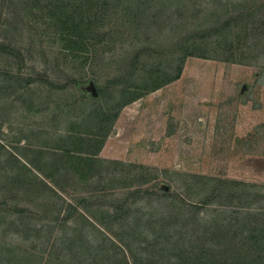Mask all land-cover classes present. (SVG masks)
Instances as JSON below:
<instances>
[{"label":"rangeland","instance_id":"obj_1","mask_svg":"<svg viewBox=\"0 0 264 264\" xmlns=\"http://www.w3.org/2000/svg\"><path fill=\"white\" fill-rule=\"evenodd\" d=\"M74 1L80 2L86 22L78 30L84 45L77 49H67L52 33L56 28L45 20L46 0L29 18L20 17L18 6L4 5L12 18L8 29L0 28L6 43L0 52V246L39 250L41 259L54 262L62 257L56 233L49 232L52 214H41L42 194L11 203L12 211L27 202L40 212L36 226H47L39 238L33 225L25 229L28 233L19 232L11 227L17 223L13 216L6 217L2 199L7 207L12 201L8 179L24 173L12 167L17 154L57 176L65 190L59 192L69 203L89 196L80 206L98 210L99 222L108 226L106 234L87 229L83 248L94 255L89 264H99L104 251L117 252L104 244V235L127 240L140 255L136 237L150 243L154 234L162 238L170 232L168 244H156L166 256L164 264L181 251L178 245L208 238L231 248L219 255L227 264H264V0L241 6L246 24L232 21L239 36L222 40L218 51L215 38L220 40L224 17L217 21L201 14L218 6V13L224 12L222 3L233 0H167L162 13L163 0H135L129 13L123 6L128 2L113 8L120 0ZM189 35L196 55L187 56L173 78ZM154 74L156 81L173 79L149 90ZM91 86H98L100 94ZM67 131L85 137L81 147L89 151L98 144L89 134L97 133L102 140L97 155L112 161H100L85 181L69 169L65 181L61 171L47 169L44 162L73 146ZM222 215L226 228L218 226ZM212 216L207 229L205 220ZM76 218L69 221L81 230L83 220ZM67 232L72 238L79 231ZM249 233L260 240L258 246ZM95 240L97 245L90 244ZM0 264L18 261L0 254Z\"/></svg>","mask_w":264,"mask_h":264},{"label":"trees","instance_id":"obj_2","mask_svg":"<svg viewBox=\"0 0 264 264\" xmlns=\"http://www.w3.org/2000/svg\"><path fill=\"white\" fill-rule=\"evenodd\" d=\"M41 1L42 0H0V18L2 19V22L0 24V28H7V22L12 18V16L9 14V10H4V5L7 6H18L19 8V14L20 17L22 18H29L33 15H36L41 9ZM45 1V0H43ZM135 0H120V2H117L115 5H112L113 8L118 7L117 4L119 3H127V5H123L126 7V12L129 13L132 10V3ZM108 2H112V0H107L106 4H109ZM152 2V1H151ZM162 2L161 7V13L164 12V10L167 9L169 6L167 0L160 1ZM223 8L224 12L228 13L227 16L225 17V13L221 12L218 13L219 9H221L219 6L215 7L213 9H206L202 11V17L208 18L209 16L211 17H216V20L219 21L221 17H224L222 20L224 23L220 25L222 28V31L220 32V40L218 37L215 38V41L217 42V48H214V51H218L220 49V43L221 41H225V39H232V38H237L238 35V30H233L231 25L232 21H243V26L246 24V18L245 16V11L241 10V6H244V9L248 8V0H233L230 2H224ZM229 4V6H228ZM240 6V9L236 11V8H231V6ZM77 5V6H76ZM79 4H76L74 0H46V3H43V7L47 9L45 20L47 23L51 24L53 27L56 28L54 32H52L54 35H57L59 39L65 44L67 49H77L80 47V44L83 41V36L81 34H78L82 26L84 25L85 19L82 17L79 13L80 10L78 8ZM107 6V5H106ZM104 6V7H106ZM9 8V7H8ZM193 10V8H191ZM196 10V8H195ZM197 11H201L199 7H197ZM242 11V12H241ZM191 13H194L191 12ZM11 17V18H10ZM199 16L200 20H203V18ZM247 17V16H246ZM207 22V21H206ZM232 34V35H230ZM191 35H189L185 41H184V48L182 50V59H181V65L179 67V70L176 74V78L180 74V70L182 68V65L184 63V60L186 59L187 56L189 55H196L193 51L194 49V40H192ZM210 44L211 42H208ZM6 43L4 40H0V52H2L1 47L5 46ZM228 49V48H227ZM226 49V50H227ZM199 56V55H198ZM206 57H212L216 58V56H206ZM156 77H159L158 74H154L150 80L151 84L148 88L149 90H154L157 89L168 82L171 81L173 78L169 79H164L160 81H156ZM96 93L100 94L99 87L96 86ZM129 87L127 88V90ZM137 94V93H136ZM135 94V95H136ZM137 97L139 94H137ZM115 116V115H114ZM67 137H70L72 139L73 146L69 147V149H62L57 153V157L54 158L53 160H47L44 162V167H47V169H56L58 170L62 175L61 177L65 179V181H68V174L66 171L69 169H72L75 171L78 177V181H85L86 178H84L85 174L89 173L95 166H98L100 161L106 162V161H112V160H106L105 158H100L97 154L101 148L102 145V140H98V134H89L92 135L90 137L96 138L98 141V144L95 148L94 151H89V150H84L81 147V143L87 141L85 137H83L81 134H75L74 132L67 131L65 134ZM44 149V148H42ZM36 151H42L43 150H38ZM13 160L12 167L16 168V170H21L23 173V177L21 178H13V179H8V184H9V192L8 195H10V204L9 207H7L6 202L2 199V203L4 204V208L7 210L6 212V217H9L11 214L13 216V220H15L17 223L14 226H11L14 230L22 232L23 233H28L29 226L33 225V230L36 233V237L39 238L42 234L45 233V229L47 226V223H43L41 226L37 227L36 224L38 223L39 219H42V216L40 215V212L37 214L36 211L30 210L29 206L26 202L25 206H20V207H14V210L12 211V206L11 203H16L17 201L21 200L23 204L25 203L26 199L25 197H28L32 193H38L42 194L41 197L46 199V202L44 203L43 201V208L41 214L48 215L52 214L53 221L49 227H51V231L49 230L50 233L55 232L56 233V238L54 240H59L61 244V250L59 251L60 254L58 256L62 257H57V260L54 262L53 260H48V259H41L38 256L39 254H42V251L40 252L31 250V249H23L19 246H0V254H3L4 256H13L14 258L17 259L18 264H35V262L39 259L40 262L38 264H70L71 259L73 258L76 260L78 263H83L86 261L88 264L90 263L88 259L91 260V262L94 259L93 254H89L90 252H87L86 249H84V243H85V236L87 235L88 231L87 229L90 228V226L93 228L92 232L98 233V234H106V231L103 227H107L105 224H101L97 218L96 212L98 210H95L92 208H82L80 205H83L85 203L86 198L89 197L88 195L86 196H80V199L78 203L76 202L75 205L69 203L66 201L65 197L59 192L60 191H65L63 189V182L60 181L57 176H53L49 172H43L41 166L37 164V162L33 160H23L21 159L17 154L12 155ZM46 165V166H45ZM65 169V170H64ZM40 171V172H39ZM42 171V174H41ZM64 171V172H63ZM87 193V192H86ZM92 195H90L91 197ZM60 201V202H59ZM13 203V204H14ZM222 212L224 209H221ZM104 212H108V209H104ZM14 214V215H13ZM37 214V215H36ZM225 214V212H223ZM4 215V214H3ZM73 216L77 217V220H83V225L81 224L82 229L80 230L77 226H74V224H71V217ZM10 218V217H9ZM35 218L34 222L31 221V219ZM210 218H212V223H213V216L209 217L205 220L208 222L210 221ZM221 224L218 225L221 228H226V218L225 215L221 216ZM59 221L61 223L59 224ZM86 222V223H85ZM14 223V222H12ZM203 223V224H205ZM59 224V225H58ZM56 225H58V228H56ZM89 225V226H88ZM207 229H209V224H207ZM9 228V225H8ZM24 228V229H23ZM61 230V232L57 233V230ZM69 230L70 232L72 231H79L77 234H75L72 238L69 237V234L67 232ZM16 231H14L16 233ZM69 232V233H70ZM211 231H209L210 234ZM12 234L11 236L15 237L13 239H16L17 234ZM251 233V231H250ZM248 234V238H250V242L253 245H259L260 240L257 238L256 240L253 239V234ZM30 235V233H29ZM28 235V236H29ZM173 233L166 234L164 237L159 238L158 233L154 234L153 237H151V242L150 243H142L140 240V236L136 237L134 240V243L137 245V248L140 249L141 251H138L140 255H137L136 253H133V249L131 244L123 239L120 238L119 236H113V235H104L105 239L104 244L106 243H111L113 248H117L114 251V253H108V251H104L102 253V256L100 258V261L98 262L99 264H164L166 256L164 253L156 247V244H163L165 246L168 244V242L171 240L173 237ZM180 237V235H177ZM74 237H77L76 240H74ZM101 238V237H99ZM79 239V241H77ZM96 239V238H95ZM69 240V243L67 241ZM98 240V239H97ZM97 240L91 241L90 244L95 245L97 243ZM196 240V239H195ZM77 241V242H76ZM186 244V246L180 247L178 245V249H181V251L175 256V257H168V260H172L171 264H214V263H221V264H227V261H225L223 258H220L219 255H222L225 251H231V248L224 247L221 248L222 245L224 246V243H218L215 245L211 244V240L208 238L205 243H200L196 240V242H191L189 240ZM198 244V245H197ZM97 245V244H96ZM89 246V245H88ZM150 246L152 248H150ZM200 247V250L197 253V250H195V247ZM68 250V252H67ZM136 250V249H135ZM194 251L195 254H191ZM89 254V255H87ZM67 256V259L65 256ZM70 256H72L70 258ZM92 257V259H91ZM219 258V260H218ZM240 264L243 263L239 262Z\"/></svg>","mask_w":264,"mask_h":264},{"label":"water","instance_id":"obj_3","mask_svg":"<svg viewBox=\"0 0 264 264\" xmlns=\"http://www.w3.org/2000/svg\"><path fill=\"white\" fill-rule=\"evenodd\" d=\"M91 90H92L93 93H96V89H95L94 86H91Z\"/></svg>","mask_w":264,"mask_h":264}]
</instances>
